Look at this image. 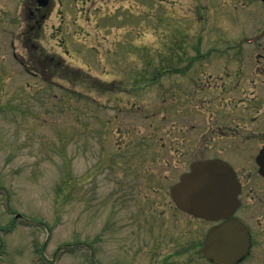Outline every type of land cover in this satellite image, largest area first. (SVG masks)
<instances>
[{
  "label": "rangeland",
  "instance_id": "374dc122",
  "mask_svg": "<svg viewBox=\"0 0 264 264\" xmlns=\"http://www.w3.org/2000/svg\"><path fill=\"white\" fill-rule=\"evenodd\" d=\"M18 1L0 0V264H215L200 252L211 223L170 195L184 168L158 135L140 147L149 121L131 106L152 110L159 86L129 96L149 80L127 73L248 68L239 114L262 120L264 37L244 40L264 29V0H57L37 41ZM37 43L75 71L37 66Z\"/></svg>",
  "mask_w": 264,
  "mask_h": 264
},
{
  "label": "flooded vegetation",
  "instance_id": "af4514ba",
  "mask_svg": "<svg viewBox=\"0 0 264 264\" xmlns=\"http://www.w3.org/2000/svg\"><path fill=\"white\" fill-rule=\"evenodd\" d=\"M19 1L24 5L23 11L29 14L26 22L31 30H27V33L41 27L57 3V0H47L45 4L39 0ZM60 1L64 3V0ZM25 35L33 38L32 34ZM138 70L135 72L137 79L150 82L139 84L136 93H124L129 96L142 95L140 90L146 86H159L153 96L152 110H147L137 100L131 106L138 113L142 112L149 121V128L139 133L140 147L147 148L149 143L146 139L157 135L165 139L162 146L166 148V160L173 164L174 170L183 167L182 173L189 171L192 163L199 160L219 159L227 162L236 171L241 184V204L234 215L250 227L252 248L249 258L264 253L258 248L264 241V175L259 171L257 161L258 154L264 148V118L259 119V114L240 115V104L247 107L250 100H237L236 96L242 81L249 79L246 77L248 68H240L238 72L230 68L216 71L197 67L183 71L174 67L144 69L148 70L146 72ZM252 84H257L254 78ZM122 90L127 91L125 88ZM123 91L119 90L117 94L121 95ZM122 110L126 111L127 108L122 107ZM122 130L126 132L125 125ZM260 235H263L262 239Z\"/></svg>",
  "mask_w": 264,
  "mask_h": 264
},
{
  "label": "water",
  "instance_id": "95a60500",
  "mask_svg": "<svg viewBox=\"0 0 264 264\" xmlns=\"http://www.w3.org/2000/svg\"><path fill=\"white\" fill-rule=\"evenodd\" d=\"M257 161L264 175V148ZM171 193L180 208L197 217L225 219L206 235L203 253L208 259L220 264H236L247 256L251 245L249 227L232 215L240 203V183L227 162L206 160L194 163L192 171L181 177Z\"/></svg>",
  "mask_w": 264,
  "mask_h": 264
},
{
  "label": "trees",
  "instance_id": "16d2710c",
  "mask_svg": "<svg viewBox=\"0 0 264 264\" xmlns=\"http://www.w3.org/2000/svg\"><path fill=\"white\" fill-rule=\"evenodd\" d=\"M31 53L34 55L32 59L34 60L36 65L39 63V61H44V63L46 62V68H49V69L63 67L64 69H67V70L71 69L75 71V69L70 68V67L69 69L65 68L66 65L63 64V62H61V60H59L57 56L55 55H47V54L45 56L41 55V49L37 45H33V48L31 47Z\"/></svg>",
  "mask_w": 264,
  "mask_h": 264
}]
</instances>
